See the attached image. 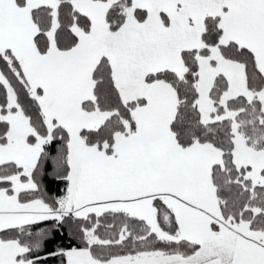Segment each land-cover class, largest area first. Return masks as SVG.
<instances>
[{"label":"snow or ice","instance_id":"snow-or-ice-1","mask_svg":"<svg viewBox=\"0 0 264 264\" xmlns=\"http://www.w3.org/2000/svg\"><path fill=\"white\" fill-rule=\"evenodd\" d=\"M0 264H264V0H0Z\"/></svg>","mask_w":264,"mask_h":264}]
</instances>
